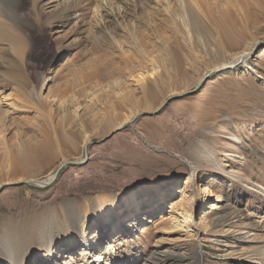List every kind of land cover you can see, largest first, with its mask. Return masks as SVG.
<instances>
[{"label": "rangeland", "instance_id": "374dc122", "mask_svg": "<svg viewBox=\"0 0 264 264\" xmlns=\"http://www.w3.org/2000/svg\"><path fill=\"white\" fill-rule=\"evenodd\" d=\"M0 11V217L31 228L20 264H254L264 247V0H0ZM258 42L248 68L213 72L149 115ZM137 113L148 115L117 133ZM87 143L85 164L27 184L81 159ZM100 196L108 220L92 207Z\"/></svg>", "mask_w": 264, "mask_h": 264}, {"label": "bare ground", "instance_id": "6f19581e", "mask_svg": "<svg viewBox=\"0 0 264 264\" xmlns=\"http://www.w3.org/2000/svg\"><path fill=\"white\" fill-rule=\"evenodd\" d=\"M1 12V11H0ZM14 31V30H13ZM15 32V31H14ZM14 35H17L16 33L15 34H13V36ZM17 37V36H16ZM17 38H20V37H17ZM17 40H19V39H17ZM20 40H22L21 38H20ZM20 46H22L21 47V49H20V47H19V49H20V51H22V50H24L23 48H24V41L22 40V43H20ZM252 51V50H251ZM250 51V52H251ZM20 54H21V52H20ZM249 52L247 53V52H243V53H239V54H237V55H235V56H233L230 60H228V62L227 63H224L223 65H221V66H218V67H216V68H214L212 71H210V72H207L204 76H209L211 73H213V72H216L217 73V71L218 70H220L221 68H223V67H225V66H228V65H233V64H236V62H238L239 60H241L242 62H241V64H242V66H244V64L247 66V68L249 67V65L247 64V61L248 60H250L251 58H254L255 56H251V57H249ZM250 71H251V73L252 74H254V76L255 77H259V75L256 73V71L255 70H253L252 68H250ZM203 76V77H204ZM202 77V78H203ZM201 78V79H202ZM260 79H262V84H263V86H264V79L261 77ZM44 82H45V78H44V80L41 82V84H40V89H41V91L43 90V88H44ZM173 95H176L175 93H172L171 95H169V96H173ZM168 96V97H169ZM132 120V119H131ZM2 123V122H1ZM126 123V122H125ZM88 144V143H87ZM23 171V170H22ZM51 177H49L48 179H46L45 181H47V180H49ZM195 179H196V177H195V174L193 175V180L192 179H190L189 181H188V183H190V181L192 180L193 182L195 181ZM36 182V180H32V181H29V183H31V184H34V185H38L37 183H35ZM39 188H44V186H38ZM175 190H177V189H175ZM180 192V191H179ZM179 192L178 193H176V194H179ZM122 198L124 199V200H126L127 202L126 203H128V205L130 206V207H132L131 208V210L130 211H132L133 209H138L137 208V202H136V196L134 195V194H126V196H122ZM152 200H153V198H149L148 200H147V204L148 203H150V202H152ZM162 200H164V199H162ZM180 206V205H179ZM77 207V206H76ZM93 209H96V208H99V209H101L102 210V212H104L105 213V215L107 216V214L109 215L111 212V210H112V208L113 207H111V200H110V198L109 199H107L106 197H104V196H100V197H96L95 199H94V202H93ZM181 207V206H180ZM7 208H8V210H13V209H10V207H9V205L7 206ZM81 209V208H80ZM128 209H129V207H128ZM77 211V210H76ZM128 211V210H127ZM181 212H183V210H180ZM185 213V215L187 214V212H184ZM75 215H73V217L74 218H76L75 216H77V214L76 213H74ZM137 214V216L139 215L138 214V212L136 213ZM68 215H66V217H67ZM136 216V217H137ZM140 216V215H139ZM190 216V215H189ZM65 217V218H66ZM108 218L106 219V220H108L110 217L109 216H107ZM65 218H64V227H66L65 229H68L69 228V224L67 223L68 222V220H69V218L68 219H66L65 220ZM141 221L142 222H145V219H143V218H141ZM130 222H131V220H130ZM0 223L2 224V228L0 229V239H2L3 238V236H5L4 238H7L6 236L7 235H13L14 234V237L16 238L15 240H19V243L18 244H16L15 246H12V245H10V243L9 244H5L3 241H0V264L2 263H6V264H20V262H23L24 261V259L26 258V253L28 252V250H29V245H28V243H24V240L22 241V238H21V235L22 234H24V232H27L28 234L30 233V231H31V228H28V224H24V223H16L13 219H2L1 217H0ZM63 223V222H62ZM129 223V222H128ZM127 222L125 223V224H123V225H119V228H118V231L119 230H122V231H125V229H128L129 228V226H130V223L128 224ZM104 224H100L99 226H98V228H99V230L100 231H103V230H105V232L107 231L106 230V228L108 227V225H106V227L105 226H103ZM111 230V229H110ZM110 230L108 231V232H110ZM127 232V231H126ZM122 234H124V233H122ZM51 235V234H50ZM27 236V235H26ZM54 236V235H53ZM9 237V236H8ZM24 237V236H23ZM50 237V236H49ZM47 237L46 239H45V241L46 240H49L48 241V246L46 245V244H41L42 246H43V248L44 249H48L49 248V246H52L51 244L53 243V241H54V239L52 238V237ZM10 240H11V238H10ZM93 242V241H92ZM91 243V242H90ZM95 243H97V242H95ZM94 242L92 243V246H93V244H95ZM72 246H74V247H72L71 248V250H73L74 248H75V245H72ZM56 247H59V246H56ZM56 249V248H55ZM57 250V249H56ZM30 251V250H29ZM86 251H87V249H85L84 250V253H86ZM256 255H257V257H256ZM256 255H255V257L257 258V260H260V261H257V260H253V262H254V264H261L262 262H261V260L262 261H264V247H262V248H259L258 250H256ZM65 258V257H64ZM250 259V258H249ZM65 260V259H64ZM245 261V260H244ZM245 262H248V260H246ZM261 262V263H260ZM243 263V262H242ZM158 264H172V263H170V261H167V262H163V261H159L158 262Z\"/></svg>", "mask_w": 264, "mask_h": 264}, {"label": "water", "instance_id": "95a60500", "mask_svg": "<svg viewBox=\"0 0 264 264\" xmlns=\"http://www.w3.org/2000/svg\"><path fill=\"white\" fill-rule=\"evenodd\" d=\"M262 47V42H258L257 45H255L252 49L251 52H249V57L251 56H254L256 54V52H258V50ZM241 60H239L238 62H236V64H233V65H228V66H225L223 68H221L220 70L217 71V73L219 72H226L228 70H231L233 68H236L237 66H242L241 64ZM216 73V72H215ZM209 78V76H204L200 82L198 83V86H196V88L192 91H189V92H183L181 94H176V95H173V96H169L168 99L165 101V103L163 105H161L160 107H158L155 111H153V114H149L150 116H153V115H156L157 114V111H159L161 108H163L164 105H167L170 101L174 100L175 98H180L181 96L183 95H187V94H194L198 91V89L206 82V80ZM148 114H145V113H137V116H135L132 120L126 122V123H123L122 126H120L117 130V133L120 132L122 130V128L124 126H127V125H130L132 123V121L136 120L137 117L139 116H147ZM111 135H113V133H110L107 135V137L99 140L96 142V144H99L105 140H107L108 137H110ZM89 145H92L91 143H88V144H85L84 146V152H83V156L81 159H78L77 161H64L59 167L58 169L54 172V174L51 176V178L47 181L45 180H36L35 183H37L38 185H34V184H31V183H27V184H30L31 186L34 185V186H47L48 184H50L51 182H53L56 178V176L58 175V173L65 167H70V166H73V167H77L79 165H83L87 162V158H88V152H87V149H88V146Z\"/></svg>", "mask_w": 264, "mask_h": 264}]
</instances>
